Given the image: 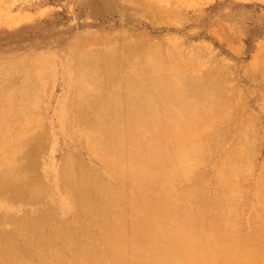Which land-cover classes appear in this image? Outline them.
I'll list each match as a JSON object with an SVG mask.
<instances>
[{
    "label": "rangeland",
    "instance_id": "obj_1",
    "mask_svg": "<svg viewBox=\"0 0 264 264\" xmlns=\"http://www.w3.org/2000/svg\"><path fill=\"white\" fill-rule=\"evenodd\" d=\"M161 80L190 106L202 103L211 126L193 132L213 138L178 194L216 203L233 184V212L221 227L254 233L240 246H263L237 264H264V0H0V264L111 258L102 238L113 232L115 199H140L144 181L108 159L129 156V115L140 110L148 120L158 103H141ZM228 148L240 150L238 172L223 184L216 175ZM160 186L153 179L156 193Z\"/></svg>",
    "mask_w": 264,
    "mask_h": 264
},
{
    "label": "bare ground",
    "instance_id": "obj_2",
    "mask_svg": "<svg viewBox=\"0 0 264 264\" xmlns=\"http://www.w3.org/2000/svg\"><path fill=\"white\" fill-rule=\"evenodd\" d=\"M133 78H135V76ZM165 85V81L162 80L155 83V85L152 86L153 88H150L149 92H147L146 96L143 99V102L141 103L149 107L154 103H158V107L151 111L149 110V113L147 112L148 120L143 119L144 116L142 111L140 110L134 109L130 113L129 119L132 122V127H129L130 129L125 132L128 138H132L133 141L132 142L130 140L126 147L129 156L126 159H122V157H120L119 155H111L108 159L109 164L116 168L120 174H124L126 176H129L130 178H133L132 180H135V182L136 180L144 181L143 185H141L140 187V191L143 192V194H141L142 197H139L140 199H134L131 195L132 197H128L132 199H128L126 202L122 200L123 197L121 199H115L116 206H114L117 207V214L114 210L116 214V219L113 224V232L111 235H106L104 237L102 236L103 238L101 237L109 245V252L112 253L111 258H106L105 252L102 253L101 251L100 254L95 255L84 253L82 255H79L77 262L78 264H237L242 258H244L247 253L263 250V246L261 244H259V246H256L255 248L240 246V241L242 242V240L249 239L253 236L254 233H236L235 231H231L229 229H226L225 227H221L222 224L225 225L227 222H229L230 214H232L233 212L232 203L234 201V195L232 192V188L234 187V185H226L224 184V181L225 179L230 178L232 175H236V173L238 172L237 162L239 161V149L233 148L230 150L228 148L229 151H227L226 153V160L219 165V171L217 175L215 174L218 182L224 184L222 189L225 190L226 193L230 192V195H228V199L226 201L222 199L221 201L219 200L216 203H192L189 198L191 194H187L186 196H180L181 194H178L176 189L178 183H182L184 181H186L187 183V181L190 179L191 174L193 175V166L195 168L201 161L204 151L212 145L213 138L210 133H207V135L205 134L204 138L201 139L200 137H196L193 132L194 128L196 130V127L204 130L208 129V127L210 128L211 126L208 125L207 128H205L207 122H204L208 119V116H206V113L204 112L202 103L200 101H194L190 106L188 104L189 101L186 98V94L184 92L177 90L168 92L164 90ZM121 88H123V86H121ZM137 89H139V87L132 86V88L128 87L127 91L129 92ZM117 96L119 95L117 94ZM13 99L15 98L13 97ZM120 100L121 99H119V101ZM167 103H169L168 108L165 107ZM187 105L188 110L184 114V110ZM114 109H116V107ZM131 109H133V107ZM114 111H117V109ZM145 114L146 113H144V115ZM23 115L19 116L21 117ZM118 116L120 115L118 114ZM146 116L147 115H145V118ZM34 117L35 116H33V118ZM181 118L183 120L180 121ZM11 123L12 122L10 121V124ZM138 135H141L145 138V141L142 144H139L137 140L136 142L134 141V139L137 138ZM89 147L91 148V146ZM102 159L104 158L102 157ZM15 167L13 166V169ZM21 174H23V172ZM11 175L12 172L10 171L4 173L5 177H10ZM18 177L17 179H19ZM153 179L160 180L161 186L159 189L157 188V193L151 187ZM196 181L199 182L198 179ZM136 193H138V191ZM129 207L131 209H134L136 213L140 211L142 216L139 217L136 214L134 215V217L126 216V210H128ZM182 224L183 226H181ZM104 234L106 233L104 232ZM215 237L219 238V242L217 241L218 243L211 244V240ZM257 238L258 237H256V239ZM183 240L190 241V244L187 247L180 246V243ZM104 246L106 247V245ZM87 252H89V250ZM60 255L61 254L59 253V256ZM46 258L51 257L47 256Z\"/></svg>",
    "mask_w": 264,
    "mask_h": 264
}]
</instances>
